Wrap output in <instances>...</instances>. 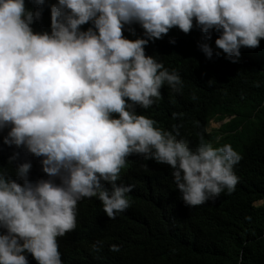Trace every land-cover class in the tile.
<instances>
[{"label": "clouds", "instance_id": "1", "mask_svg": "<svg viewBox=\"0 0 264 264\" xmlns=\"http://www.w3.org/2000/svg\"><path fill=\"white\" fill-rule=\"evenodd\" d=\"M30 3L0 0V131L7 129L5 146L24 150L22 161L20 151L8 158L14 178L0 170V264H63L57 241L75 230L79 201L97 198L110 219L130 206L134 186L120 173L132 155L169 166L187 207L234 190L241 156L231 144L214 147L201 136L193 150L179 126L137 114L165 84L182 87L179 73L145 47L174 27L185 34L196 27L205 34L197 46L206 58L214 56L207 42L214 31L216 48L238 63L241 48L264 39V0ZM46 7L50 30L34 31ZM134 24L143 38L123 35L126 27L135 34ZM29 156L40 158L46 179H30Z\"/></svg>", "mask_w": 264, "mask_h": 264}, {"label": "trees", "instance_id": "2", "mask_svg": "<svg viewBox=\"0 0 264 264\" xmlns=\"http://www.w3.org/2000/svg\"><path fill=\"white\" fill-rule=\"evenodd\" d=\"M55 3L46 0L47 5ZM26 6L33 7L30 0ZM32 27L50 30L48 7L42 21ZM131 27L135 34L126 27V38H143L139 25ZM218 35L213 31L207 41L214 51L212 59L199 50L205 34L196 27L188 34L174 27L162 39L150 41L146 55L177 71L182 87L174 92L165 84L150 108L137 107L136 112L179 126L193 150L201 136L215 146L231 144L241 156L234 167L238 178L234 190L187 207L169 166L142 155L129 156L120 180L134 186L128 194L130 206L110 219L97 198L79 201L75 230L57 241L63 264H264V39L256 48H241L239 62L231 63L216 48ZM226 119L207 132L211 121ZM6 134L7 129L0 131V170L14 178L15 165H8V158L20 151L22 161L24 150L5 146ZM27 158L33 165L30 179H46L40 158ZM98 240L102 246L93 251L91 246ZM111 245L119 251H110Z\"/></svg>", "mask_w": 264, "mask_h": 264}, {"label": "rangeland", "instance_id": "3", "mask_svg": "<svg viewBox=\"0 0 264 264\" xmlns=\"http://www.w3.org/2000/svg\"><path fill=\"white\" fill-rule=\"evenodd\" d=\"M228 121V119H226L225 121H223V122H211L210 123V125H209V127H208V130H207V132L209 133L210 131H212V130H216V129H218L220 126H221V124H223V123H225V122H227ZM213 143V146H215L216 145V142H212ZM218 144H219V142H218Z\"/></svg>", "mask_w": 264, "mask_h": 264}, {"label": "bare ground", "instance_id": "4", "mask_svg": "<svg viewBox=\"0 0 264 264\" xmlns=\"http://www.w3.org/2000/svg\"><path fill=\"white\" fill-rule=\"evenodd\" d=\"M148 49H149V48L146 46V47H145V50H148Z\"/></svg>", "mask_w": 264, "mask_h": 264}]
</instances>
